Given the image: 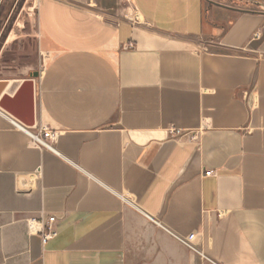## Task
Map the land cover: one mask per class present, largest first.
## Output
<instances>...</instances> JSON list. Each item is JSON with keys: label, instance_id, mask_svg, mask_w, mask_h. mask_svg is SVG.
<instances>
[{"label": "crops", "instance_id": "crops-1", "mask_svg": "<svg viewBox=\"0 0 264 264\" xmlns=\"http://www.w3.org/2000/svg\"><path fill=\"white\" fill-rule=\"evenodd\" d=\"M126 1L124 18L37 2L32 129L55 137L0 111V264H210L189 234L220 264H264V9Z\"/></svg>", "mask_w": 264, "mask_h": 264}, {"label": "rangeland", "instance_id": "rangeland-1", "mask_svg": "<svg viewBox=\"0 0 264 264\" xmlns=\"http://www.w3.org/2000/svg\"><path fill=\"white\" fill-rule=\"evenodd\" d=\"M107 17L124 18L134 9L126 0H82ZM245 9L263 8L250 0H213ZM264 5V0H256ZM38 0H0V79L29 77L42 67L38 45Z\"/></svg>", "mask_w": 264, "mask_h": 264}, {"label": "built area", "instance_id": "built-area-1", "mask_svg": "<svg viewBox=\"0 0 264 264\" xmlns=\"http://www.w3.org/2000/svg\"><path fill=\"white\" fill-rule=\"evenodd\" d=\"M0 111L9 118V120L11 121L14 127L27 134L35 145L53 150V147L51 146L49 141L54 139L55 133L51 132L43 125L36 126L35 129H32V126L26 125L24 122L15 118L11 114L3 110L2 108H0ZM55 221H56L55 215H48L45 217L42 216L40 218V223L42 225L40 234L43 242L57 235L58 230L54 226ZM193 239H194V234H189L185 237H179V240L184 245L189 247L192 251H194L202 260L210 264H220L219 262L215 261L212 257L207 255L205 252L198 249L194 244Z\"/></svg>", "mask_w": 264, "mask_h": 264}, {"label": "water", "instance_id": "water-1", "mask_svg": "<svg viewBox=\"0 0 264 264\" xmlns=\"http://www.w3.org/2000/svg\"><path fill=\"white\" fill-rule=\"evenodd\" d=\"M250 1L259 4L264 9V5L261 2L256 0ZM30 75L31 78L23 81L13 95L4 93L7 80H0V108L26 125L33 126V79L38 75V71H32Z\"/></svg>", "mask_w": 264, "mask_h": 264}, {"label": "bare ground", "instance_id": "bare-ground-1", "mask_svg": "<svg viewBox=\"0 0 264 264\" xmlns=\"http://www.w3.org/2000/svg\"><path fill=\"white\" fill-rule=\"evenodd\" d=\"M135 16L140 17L139 14H138V12H136V15Z\"/></svg>", "mask_w": 264, "mask_h": 264}]
</instances>
